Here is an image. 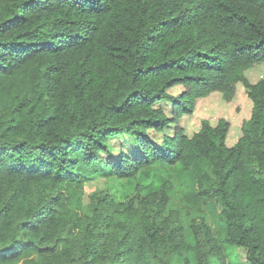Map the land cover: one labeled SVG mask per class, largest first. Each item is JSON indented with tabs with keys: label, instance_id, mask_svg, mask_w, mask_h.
Returning a JSON list of instances; mask_svg holds the SVG:
<instances>
[{
	"label": "trees",
	"instance_id": "1",
	"mask_svg": "<svg viewBox=\"0 0 264 264\" xmlns=\"http://www.w3.org/2000/svg\"><path fill=\"white\" fill-rule=\"evenodd\" d=\"M259 63L264 0H0V264H227L224 245L264 264V77L246 75ZM238 83L251 113L232 145L223 117L184 133L196 100L231 101ZM119 135L140 153L115 155ZM156 163L191 169L220 241L203 215L183 224L170 179L144 192ZM105 174L133 191L84 203Z\"/></svg>",
	"mask_w": 264,
	"mask_h": 264
},
{
	"label": "rangeland",
	"instance_id": "2",
	"mask_svg": "<svg viewBox=\"0 0 264 264\" xmlns=\"http://www.w3.org/2000/svg\"><path fill=\"white\" fill-rule=\"evenodd\" d=\"M250 82H256L264 77V65L256 64L246 72ZM183 91L182 86H175L169 89L170 94L177 96ZM166 113L172 114L171 102L159 104ZM251 113V103L247 93L241 83L236 85L235 95L231 101H225L220 92L211 93L205 98L196 100L195 107L190 114H184L178 119V124L183 127L184 133L191 135L200 128L201 122L206 119L212 125L216 124L221 117L230 122L226 143L232 145L240 134L242 121L249 117ZM175 130V124H170L165 131L171 134ZM151 136L157 143L161 142L160 135L151 132ZM123 145L127 154L133 155L140 153L136 144L126 135L113 136L110 138V145L115 155L119 146ZM164 179H170L173 182V189L170 192L169 206L178 208L181 212V220L186 226L191 216L200 214L205 217L210 225L215 238L220 241L223 234V225L218 220L220 207L212 201L196 195L193 189L191 169H183L179 164L167 165L156 163L153 166L145 168L141 174V181L145 184L144 192L151 190ZM113 183V184H112ZM112 184V185H111ZM121 194V196L133 191L134 182L128 181L125 184V190L121 192L120 183H117L108 176V174L95 176L88 180L84 186L83 200L88 201L87 194L93 191L108 189L110 192ZM119 197V196H118ZM227 264H246L244 250L242 248L233 249L228 245L223 248Z\"/></svg>",
	"mask_w": 264,
	"mask_h": 264
}]
</instances>
